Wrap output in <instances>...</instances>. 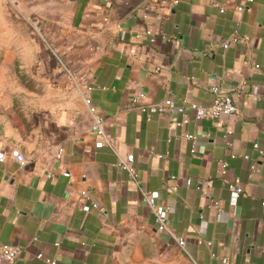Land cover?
Returning a JSON list of instances; mask_svg holds the SVG:
<instances>
[{"label":"crops","instance_id":"0c3cea01","mask_svg":"<svg viewBox=\"0 0 264 264\" xmlns=\"http://www.w3.org/2000/svg\"><path fill=\"white\" fill-rule=\"evenodd\" d=\"M0 39H12L0 44V145L28 159L0 161V245L23 246L14 264H264V0H0ZM52 49L186 249L158 229L118 153L95 146L84 94ZM214 85L232 116L178 124L181 113L132 105L138 92L209 104Z\"/></svg>","mask_w":264,"mask_h":264},{"label":"built area","instance_id":"2783aa9c","mask_svg":"<svg viewBox=\"0 0 264 264\" xmlns=\"http://www.w3.org/2000/svg\"><path fill=\"white\" fill-rule=\"evenodd\" d=\"M178 1V0H175ZM244 5H239V9H243ZM224 10L223 7H221ZM148 33H152L151 29L147 30ZM234 40H245V36H242L235 32L232 36ZM225 47L229 46V41L224 43ZM54 56L57 58L62 70L68 75L72 82L82 91L84 94V101L88 107L89 113L91 115V128L99 136L95 146L102 147L104 145L110 146L114 151L116 149V140L110 136L104 127V118L99 111V107L94 103L93 98L83 92L84 88L82 86L81 80L77 77L76 72L66 60V58L61 55L57 50L52 49ZM256 67H259V64H255ZM93 84H85V88L90 90L93 88ZM212 90L214 91V99L209 104H202L195 100L184 99L183 102H179L173 96H166L160 100H151L148 101V95L145 92H138L132 98V105L138 108L141 111L152 113H163L167 112L171 115L181 113L183 114V119L178 121V124H182L188 120L187 113L191 112L196 118H212L220 119L225 116H232L237 111V106L234 102L233 97L229 93H225L220 85H214ZM203 135H207L203 133ZM186 137L196 140L198 137L197 133L187 132L185 133ZM256 147L259 148V145L256 143ZM118 153V152H117ZM235 155V154H234ZM8 156L15 158L22 166L26 165L28 159L24 152L18 147H12L10 150H7L5 147L0 145V161H5ZM248 158V155L245 156ZM134 154L128 153L126 156H122L118 153L117 165L120 168L127 170L133 180L138 184L139 188L142 191L144 200L153 208L156 213L157 227L161 231H167L170 235L178 242L180 246L186 249V240L182 236H179L173 232V230L167 224L168 218V207H162L157 203L155 194L150 192L148 189L141 186L139 174L133 166ZM227 162L222 159L223 171L226 170ZM51 174V173H50ZM229 188L234 191L236 194H240L243 190L241 186H238L235 182L231 181L228 184ZM83 194L86 193V190L82 191ZM264 205V200H263ZM98 204H94L97 206ZM215 205L220 209V202L215 200ZM37 237H35L36 239ZM203 240L200 239L199 242ZM210 243V242H209ZM23 251V246L20 244L13 243H2L0 245V264H14L17 258ZM40 257L43 256L42 253L39 254ZM55 264V260H51ZM226 264H233L229 260H225Z\"/></svg>","mask_w":264,"mask_h":264},{"label":"rangeland","instance_id":"374dc122","mask_svg":"<svg viewBox=\"0 0 264 264\" xmlns=\"http://www.w3.org/2000/svg\"><path fill=\"white\" fill-rule=\"evenodd\" d=\"M34 42H35V44H43V40H42L41 36L39 35V33H37V32H35V34H34ZM11 43H12V39H10L9 41H2L0 39V44H11Z\"/></svg>","mask_w":264,"mask_h":264}]
</instances>
